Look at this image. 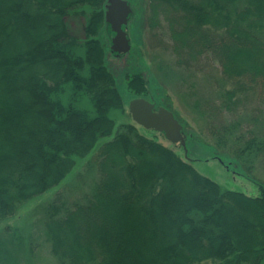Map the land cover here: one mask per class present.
Masks as SVG:
<instances>
[{
	"label": "trees",
	"instance_id": "obj_1",
	"mask_svg": "<svg viewBox=\"0 0 264 264\" xmlns=\"http://www.w3.org/2000/svg\"><path fill=\"white\" fill-rule=\"evenodd\" d=\"M107 1L0 0V219L59 187L77 158L95 152L91 192L72 202L59 195L46 211L58 264H264V183L253 175L256 164L264 169V132L251 126L264 116V0L146 7L147 25L178 68L220 67L214 99L194 106L213 147L258 186L257 196L223 189L133 124L115 133L110 112L124 107L122 85L132 100L161 101L140 61H129L122 82L110 68ZM77 13L87 14L82 46L69 42L67 17ZM190 77L179 76L194 96ZM65 84L89 98L93 115L52 98Z\"/></svg>",
	"mask_w": 264,
	"mask_h": 264
},
{
	"label": "rangeland",
	"instance_id": "obj_2",
	"mask_svg": "<svg viewBox=\"0 0 264 264\" xmlns=\"http://www.w3.org/2000/svg\"><path fill=\"white\" fill-rule=\"evenodd\" d=\"M132 8L129 23L125 31L130 40L131 50L126 55L116 56L109 54L108 63L112 71L122 82V73L127 70L129 61H140L148 69L153 77L155 92L158 93V102L154 98L147 99L154 105L169 108L177 113L181 119L184 134L187 137L185 147L171 144L164 134L152 130H145L138 126L129 112V104L132 100L130 94L122 85L124 107L121 110H112L111 118L116 122L115 133L123 124H133L139 132L151 139L157 138L162 145L177 151L182 157L188 158L193 166L202 175L211 178L225 190L238 191L247 196L259 195L258 186L239 170L229 166L225 152L217 151L206 132L202 130L201 120L196 112L194 103L201 101L204 104L214 99L213 85L221 79V69L218 65L207 68L181 69L177 67L175 59L166 48H163L156 38L155 30L147 25L146 7L148 0H125ZM107 5V4H106ZM87 14H72L67 17L68 29L71 39L82 46L85 39V23ZM111 28V27H110ZM109 40L115 36L109 31ZM158 34V32H157ZM77 40H76V39ZM167 38V36H166ZM110 48L112 43L108 41ZM193 64V63H191ZM211 68V69H210ZM179 76H191L189 83L194 85V96H187V85L182 86ZM226 89H232L226 86ZM161 93V94H160ZM160 94V95H159ZM53 99L60 101L65 108L85 109L94 114L89 98L83 93H78L71 84H65L54 93ZM250 111H240V118L244 122L249 121ZM259 134L264 132V116L257 117L251 124ZM118 129V130H117ZM112 137L100 140L98 147L111 140ZM95 153V152H94ZM94 153L89 156L76 159V164L71 173L65 178L59 187L49 191L41 197L35 198L23 204L14 217L0 219V264H58L52 255L44 234V220L47 208L59 195H63L68 201H74L78 197L91 192L98 178L97 170L88 166L94 158ZM253 175L264 183V169L256 164ZM217 261L209 260L201 264H217Z\"/></svg>",
	"mask_w": 264,
	"mask_h": 264
},
{
	"label": "water",
	"instance_id": "obj_3",
	"mask_svg": "<svg viewBox=\"0 0 264 264\" xmlns=\"http://www.w3.org/2000/svg\"><path fill=\"white\" fill-rule=\"evenodd\" d=\"M132 12V8L125 0L107 1L105 19L115 34L111 51L117 56L126 55L131 50L124 27L128 25ZM129 112L133 121L140 127L162 133L171 144L185 147L187 137L183 132V126L170 110L163 107L156 110L153 103L139 98L130 102Z\"/></svg>",
	"mask_w": 264,
	"mask_h": 264
},
{
	"label": "flooded vegetation",
	"instance_id": "obj_4",
	"mask_svg": "<svg viewBox=\"0 0 264 264\" xmlns=\"http://www.w3.org/2000/svg\"><path fill=\"white\" fill-rule=\"evenodd\" d=\"M156 108H158V106L156 105Z\"/></svg>",
	"mask_w": 264,
	"mask_h": 264
}]
</instances>
